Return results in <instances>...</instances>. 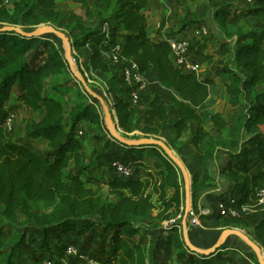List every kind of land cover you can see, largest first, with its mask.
Wrapping results in <instances>:
<instances>
[{"label":"trees","instance_id":"1","mask_svg":"<svg viewBox=\"0 0 264 264\" xmlns=\"http://www.w3.org/2000/svg\"><path fill=\"white\" fill-rule=\"evenodd\" d=\"M213 1L220 4L214 8L219 27L235 30L227 33L232 43L219 52L222 56L231 55L233 64L224 66L227 101L233 108L248 102L247 110L231 123L220 113L203 112L217 86L216 79L185 72L176 64L169 43L153 37L149 0H72L86 8L92 3L96 7L102 4L110 13L107 29L99 17L94 26L78 25V34L72 39L78 52L88 48L83 66L90 75H110L112 87L120 79L107 55L115 53L123 60H136L144 74L157 70L160 87L171 94V103L177 110L172 144L181 141L191 122L196 123L189 141L196 148L197 164L202 170L192 179V203L196 210L204 193L219 186L220 181L209 171L217 156L227 158V163L218 170L219 176L240 185V191L233 189L238 207L247 205L264 188V0H255L242 10V18L260 21L249 29L231 25L234 0ZM57 2L0 0V24L9 26L0 30V220L15 222L22 216L27 223L36 225L41 235H12L0 223V264H17L23 250L33 245L39 264L47 260L61 264L67 259V246L63 243L72 234L88 238L86 249L80 251L90 254V247L103 238L109 251L96 257L103 264H158L156 243L146 249L143 240L132 242L140 235L136 220L147 219L156 210L167 221L173 218V212L180 211L183 204L180 168L155 143L125 146L129 156L131 150H136L134 157L139 161L146 156L151 160L143 167L145 176H139L135 169L131 178L113 173L114 176L105 179L86 164V146L76 129L82 124L102 127L103 115L97 109L101 98L81 90L64 54L53 41L43 35L29 36L19 28L59 24L65 14L58 9ZM164 27L165 23L161 29ZM40 48L46 52L43 60L35 57ZM214 57L207 55L203 61L212 63ZM76 87L79 89L68 110L66 99ZM22 108L41 115L40 119L26 118L23 133L26 141L45 143L48 150L45 157L7 135L8 117ZM112 110L114 125L116 116L125 133L137 130V105L122 96ZM168 120L167 110L158 105L155 125L146 128V133L158 135L166 130ZM209 120L222 135L220 139L206 128ZM253 161L257 162L254 166ZM218 199L227 208L231 206L230 199L223 196ZM40 205L52 210L38 214ZM219 219L226 226L244 221L221 215ZM173 230L178 239L177 229ZM254 234L264 247V220L255 226ZM51 237L62 248H55ZM177 245L181 247L179 240ZM71 262L76 264L75 260Z\"/></svg>","mask_w":264,"mask_h":264},{"label":"rangeland","instance_id":"2","mask_svg":"<svg viewBox=\"0 0 264 264\" xmlns=\"http://www.w3.org/2000/svg\"><path fill=\"white\" fill-rule=\"evenodd\" d=\"M239 3V6L234 5L232 9L235 17L231 25L243 26L245 29L257 26L260 22L259 20L241 17L240 12H242L247 5L241 2H238V4ZM57 4L58 9L65 14L59 24L54 25L47 23L34 27L20 26L19 28L29 35H43L46 39L53 41L64 54L69 64L70 71L74 74V78L81 83L82 80L85 81L87 78L80 70V63L78 62H84L87 59L89 50L88 48L80 52L75 48H70L68 50V44L74 38V35L78 34V25L94 26L95 23L100 20L102 21V26L107 29L110 23V13L104 10L102 4H98L96 7L92 3L88 8L76 5L72 0H58ZM219 6L220 4L213 0H149V22L153 28L152 35L155 39L164 40L172 36L187 39L190 42L191 59L199 60L202 63L199 75L213 77L219 82L213 92L211 101L203 108V112H218L225 120L233 122L243 111L247 110L248 102L245 101L237 108L231 107L227 101L225 89L222 86L223 82L227 80L224 66H233V64L231 55L222 56L219 52L223 46H228L232 43L230 39H228L227 33L232 34L235 30L230 28L227 30L221 29L216 23V9L214 8ZM196 17L197 23H194ZM164 23L165 27L161 29ZM189 23L191 25H189ZM201 26H204L208 30V34L200 38H194V31ZM7 28H9L7 24H0V30ZM207 55L215 56L212 63H204L203 59ZM45 56V50L40 48L35 57L37 60H43ZM74 59L79 61L76 62ZM151 77L153 78L150 80V88L142 95L141 101L137 105L139 110L138 116L136 117L137 130L133 133H125L116 124L110 127L106 114V109L115 114V111L113 112L112 109L119 98L123 96L128 99V95L125 94L122 87L121 80L117 81V85L115 83L114 85L112 84V88L109 84L110 75H90V73H88L89 80L85 82L87 83V88L93 94L106 101V103H104L105 106L100 100L97 105L103 111V125L102 127H94L90 124H82L77 127L76 132L86 146L84 153L86 164L92 168V171L95 170L98 176H102L105 179H110V177L114 176L113 164L116 161L123 163L126 161L135 164L134 168L137 170L136 172L139 171V176H145L146 172L143 170V167L145 168L147 164L151 163V160L146 156L139 161L134 157L137 153L136 150H131L130 154L132 155L129 156V152L124 151L126 150L125 146H140L144 143L161 142L168 150L156 144L159 147L158 149L168 155L180 168L182 192L185 196L186 185L187 183H191L193 172L197 167V159L196 156H194L195 150L191 148V146L186 147L185 143L191 140L196 123H190V131L183 135L182 141L172 144L174 120L177 118V110L171 103V94L159 86L157 82L158 74L155 72ZM77 88L78 87L73 88V92L66 99L68 110H70L73 95L76 94L79 89ZM106 96L110 97L107 99ZM158 105L164 106L167 110L169 119L167 128L158 135L148 134L145 130L155 125L154 120L157 118ZM13 115L15 117L14 129L12 133H7V135L9 137H14L15 141L23 142L26 147L45 157L48 152L45 143L41 140L34 142L21 139L22 133L20 129L26 118L40 119L41 115L27 108L18 109L13 112ZM207 127L216 139H220L222 135L214 129L211 122L207 124ZM175 153H177L178 156H176ZM222 162H224V160H222ZM256 164L257 162L253 161V166ZM214 166L212 173L217 175L218 162H216ZM187 170L190 172V177L187 175ZM241 181H243V179ZM224 185L228 186L226 183L219 182L217 188L208 191V195L205 196L206 204L218 201V197L215 195L219 193L218 191L220 189H223ZM236 189L240 191V185H237ZM245 193L244 190L243 194ZM109 198L110 200L114 199V197ZM218 206V204H216V206L213 205L211 209L217 212ZM51 210L52 208L50 207L40 205L36 212L40 214L41 211L49 212ZM247 210L250 216L244 217V221H242L243 224H234L228 226L227 229H224L225 225L221 221H216V218L206 220L203 226L207 231H205V234L197 233L196 236H198L197 239L199 240L201 238L204 244L209 245L206 249L211 248V251L204 255H197V257L191 254L194 250H191L190 246L185 242L184 234H181V236L178 234V239H176L175 230H166L164 225L165 220L158 216L159 212L156 210L152 211L150 217L147 219L136 220L140 235L132 239V242L143 240L146 249H148L151 244L156 243V248L159 250L156 260L158 264H223L224 262V264H263L262 254L264 253V247H262L257 240L253 229L257 223H260L264 219V210L256 206L254 198L247 204ZM175 215V212H173L172 216L174 217ZM0 223H3L12 235L23 233L41 237L36 225L27 223L22 216L15 222L0 220ZM219 228H221V230ZM224 230L230 232L226 235L225 240L227 238H232L227 242V245H229L228 253H223L224 243L220 244L218 247H212L216 242L214 236ZM233 232H239V234ZM208 233H210L211 236L208 235ZM211 233L216 234L212 235ZM240 234L246 239L254 242L257 249L251 246ZM218 236H221V234H218ZM180 238H182L183 243ZM51 239L54 242L53 246L55 248H62V246L57 243V239L53 237H51ZM87 239V237L78 238L72 234L63 243V246L76 244L79 250H85ZM177 240H179L181 247H178ZM89 250L93 256L101 257L102 252L109 251V244H106L102 238L97 244H93ZM257 250H259V252ZM35 254L36 246L26 247L17 261V264H39ZM215 254L216 256L213 257V259H206L209 258L210 255ZM45 259H47V257Z\"/></svg>","mask_w":264,"mask_h":264},{"label":"built area","instance_id":"3","mask_svg":"<svg viewBox=\"0 0 264 264\" xmlns=\"http://www.w3.org/2000/svg\"><path fill=\"white\" fill-rule=\"evenodd\" d=\"M255 0H243V3L247 6H251ZM208 34V30L201 26L200 28H196L194 31V38H200L206 36ZM171 46L172 54L175 59L176 64L182 68L185 72L196 73L199 74L202 63L199 60H192L190 56V42L187 39L178 38V37H169L166 40ZM69 49L74 48L72 40L68 44ZM108 58L110 59L113 68L119 75V79L121 80L122 87L124 89L125 94L128 95V100L132 102L134 105H138L141 101L142 95L145 94L150 87V79L147 74L141 72V64L136 60H123L118 54H108ZM66 59V58H65ZM78 62L76 59H74ZM80 63V70L85 74V81L82 80L81 90L85 93L88 91L87 83H85L88 78V72L85 70L83 66V62ZM89 92V91H88ZM110 96H106L108 99ZM102 104L105 106L104 101L101 99ZM98 107V106H97ZM103 115V111L101 108H97ZM114 112V110H113ZM115 115V114H113ZM14 115L13 113L8 117L6 122V132L12 133L14 129ZM115 123L118 126V121L115 116ZM119 127V126H118ZM135 164L123 163L120 161H116L113 164L114 173L124 179L131 178L134 175ZM190 177L189 174H187ZM254 201L257 207L264 210V188L258 190L254 195ZM230 207H226L223 203L219 205L220 215L223 217L230 218H240V211H246L247 205L243 208H239L236 202V199H230ZM207 211H203L198 213L193 208H189L188 206L183 204L181 205L180 211L170 220L164 222L166 230H172L176 228L180 233L184 230V225L186 221L191 220L193 225H198L201 220V215H206ZM183 234V233H182ZM263 249V248H262ZM65 254L67 256L66 260H63L61 264H72L71 260H75L76 264H103L101 261L97 260L95 256L90 254L89 252L80 251L76 245L70 244L66 247ZM192 255H195L192 253ZM44 264H54L53 261L47 260Z\"/></svg>","mask_w":264,"mask_h":264},{"label":"crops","instance_id":"4","mask_svg":"<svg viewBox=\"0 0 264 264\" xmlns=\"http://www.w3.org/2000/svg\"><path fill=\"white\" fill-rule=\"evenodd\" d=\"M238 2H241L242 4H244L243 3V0H234V5H240V3L238 4ZM242 7V6H241ZM248 6H246V7H244V9H246ZM242 9V8H241ZM238 11V10H237ZM241 13V12H240ZM237 15V14H236ZM235 17V16H234ZM169 37H172V36H169ZM168 37V38H169ZM165 41L167 40V38L166 39H164ZM88 57V56H87ZM157 73L158 74V72H157V70H155V69H153V70H151L149 73H148V77H149V79L151 80V78H153V77H151V76H153V74L154 73ZM217 81V80H216ZM157 82H158V84H159V82H160V77H159V74H158V79H157ZM225 82H227V80H225ZM225 82H223V84H222V86L224 87V89H225V86H224V84H225ZM151 84H153V83H151ZM219 84V82L217 81V85ZM160 86V85H159ZM217 87V86H216ZM216 89V88H215ZM214 89V90H215ZM164 90V89H163ZM214 90L212 91V96H213V92H214ZM225 92H226V89H225ZM169 93V92H168ZM212 96H211V98H212ZM215 113H218V112H215ZM227 121V120H226ZM209 122H211L210 120L209 121H207V123H206V128L208 129V127H207V124L209 123ZM229 122V121H228ZM231 123V122H230ZM18 124V123H17ZM195 126H196V124H195ZM23 128H24V124L21 126V139H23L24 140V133H23ZM209 130V129H208ZM190 131V130H189ZM210 131V130H209ZM211 132V131H210ZM186 134V133H185ZM10 138H12L13 140H15V138L14 137H10ZM183 138V137H182ZM182 138H181V141H182ZM34 142H36V141H34ZM188 146H191V148H193L195 151H194V156H196V148L193 146V145H191V144H189V142L187 143L186 142V147H188ZM48 151V150H47ZM176 154V156H178L177 155V153H175ZM222 160H224V162H222ZM197 161V160H196ZM216 162H218V164H219V166L217 167V175H214L213 173H212V169H213V167H215L214 165H215V163ZM227 163V158L226 157H222V156H217V158H216V161H214V162H212L211 164H210V166H209V171H210V173H211V176L213 177V178H215V179H218L221 183H226L228 186H226V185H224V187H223V189H220L218 192L219 193H217L215 196H223L226 200L227 199H236V196H235V194L233 193V189H234V187H236V182H234L233 180H231V179H229V178H227V177H225V176H219V174H218V170H219V168H221V167H223L225 164ZM180 164V163H179ZM260 169V167H258V168H254L253 169V171H252V173L249 175V177L251 178L254 174H256V172L258 171ZM187 172H188V174L190 175V172L187 170ZM202 173V170L198 167V164H197V167H196V169L194 170V172H193V175L195 174V173ZM232 182H234V183H232ZM225 186H226V188H225ZM208 192H205L204 193V195L201 197V200H200V202H199V205H198V209L196 210L195 208H194V206H193V203H192V181H191V183H187V185H186V195L184 196L183 195V201H184V205L185 206H188L189 208H193L194 210H196L198 213H201V212H203V211H207V214L206 215H201V220H200V223L198 224V225H193L192 224V222H191V220H187L186 221V223H185V225H184V228H183V234H184V236H185V242L190 246V248H191V250H194L193 251V253L195 254V257H197V255H204V254H207V253H209L210 251H211V248L210 249H206L209 245H206V244H204V242H203V240L200 238V240L199 239H197L198 238V236H196L197 235V233H200V234H205V231H207L205 228H204V226H203V223H205V221L206 220H209V219H213V218H216V221H218V222H220V219H219V216H220V211H219V206H218V209H217V212H214V210L213 209H211V207L213 206V205H215L216 206V204H218V205H220V201H219V199H218V201H214V202H212L211 204H206V198H205V196L206 195H208L207 194ZM205 198V199H204ZM213 200H214V197H213ZM249 203V202H248ZM247 203V204H248ZM244 207V206H243ZM243 207H241V208H243ZM240 208V207H239ZM239 215H240V218L239 219H244V217L245 216H250V213L248 212V210H246V211H240V213H239ZM264 220V219H263ZM262 220V221H263ZM224 224V223H223ZM257 224H259V223H257ZM256 224V225H257ZM225 225V224H224ZM227 227L228 226H226L225 225V227H224V229H227ZM220 230H221V228H219ZM254 229H255V227H254ZM253 229V230H254ZM212 230V229H211ZM182 233H180L179 231H178V234L181 236V234ZM228 233H230L229 231H226V230H224L223 232H221V233H218L219 235L221 234V236H218V234H216V233H213V234H216L214 237L216 238V242L213 244V246L212 247H214V246H216L218 243H220V244H222V243H224V250H223V253H228L229 251H228V249H229V245H227V242H229L232 238H227L226 240H225V238H226V235H228ZM232 233V232H231ZM212 234V233H211ZM212 234V235H213ZM207 235V234H206ZM208 235H210V233H208ZM211 236V235H210ZM181 239V241H182V243H183V240H182V238H180ZM201 247H205V248H201ZM197 252H199V253H197ZM192 254V253H191ZM216 256V254L215 255H210L209 256V258H206V259H213V257H215ZM225 263V262H224ZM223 263V264H224Z\"/></svg>","mask_w":264,"mask_h":264},{"label":"water","instance_id":"5","mask_svg":"<svg viewBox=\"0 0 264 264\" xmlns=\"http://www.w3.org/2000/svg\"><path fill=\"white\" fill-rule=\"evenodd\" d=\"M18 30V29H17ZM31 35H36V36H39V35H37V34H30L29 36H31ZM68 50H69V47H68ZM88 89V88H87ZM88 91L90 92V90L88 89ZM106 114H107V117H108V120H109V124H110V127H112L113 125H114V123H113V121H112V116H111V112L108 110V109H106ZM153 143H155V144H158V145H161L164 149L166 148V147H164V145L161 143V142H158V141H155V142H153ZM166 150H168L167 148H166ZM168 152V151H167ZM233 233H237V234H239V232H233ZM241 235V234H240ZM242 236V238H244L251 246H253V247H255L256 249H257V246H256V244L254 243V242H252L251 240H249V239H246L243 235H241ZM220 245V243H218L215 247H218ZM258 252H259V250H257Z\"/></svg>","mask_w":264,"mask_h":264},{"label":"bare ground","instance_id":"6","mask_svg":"<svg viewBox=\"0 0 264 264\" xmlns=\"http://www.w3.org/2000/svg\"><path fill=\"white\" fill-rule=\"evenodd\" d=\"M262 260H263V264H264V253L262 254Z\"/></svg>","mask_w":264,"mask_h":264}]
</instances>
